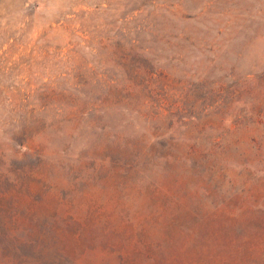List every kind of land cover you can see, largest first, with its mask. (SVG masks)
I'll use <instances>...</instances> for the list:
<instances>
[{
	"label": "rangeland",
	"instance_id": "rangeland-1",
	"mask_svg": "<svg viewBox=\"0 0 264 264\" xmlns=\"http://www.w3.org/2000/svg\"><path fill=\"white\" fill-rule=\"evenodd\" d=\"M263 77L264 0H0V204L8 207L6 217L28 201L45 222L71 214L79 220L80 246L68 233L53 238L71 254L86 248L90 264H118L108 245L120 246L122 233L132 231L141 235L134 240L160 244L175 264L188 257L204 264L207 253L194 251L201 239L195 226L210 227L192 221L190 233L177 227L189 208L203 215L219 198L237 208L247 238H264V216L247 212L264 204ZM245 82L250 93L213 109L211 89ZM244 116V128L223 135L219 125L233 130ZM225 137L243 141L248 153L243 160L230 150L222 160L235 183L222 194L186 156L168 165L157 156L166 155L167 142L196 144L188 159L203 166L206 143ZM251 139L259 158L249 150ZM149 145L156 151L148 152ZM147 154L153 158H138ZM134 155L143 176L124 179L109 169ZM256 159L257 168L248 165ZM35 174L47 185L29 182ZM146 178L175 201L166 206ZM157 208L164 209L160 225ZM171 210L178 214L173 229Z\"/></svg>",
	"mask_w": 264,
	"mask_h": 264
},
{
	"label": "trees",
	"instance_id": "trees-1",
	"mask_svg": "<svg viewBox=\"0 0 264 264\" xmlns=\"http://www.w3.org/2000/svg\"><path fill=\"white\" fill-rule=\"evenodd\" d=\"M262 79L264 80V77ZM242 85L241 87L233 89H225L223 87L211 89V96L213 99H216L217 102V105L213 109L215 111L223 108L226 109L228 106L238 102L244 95L250 93L247 82ZM225 90L228 91L226 92ZM253 117L254 115L252 114L250 118L253 119ZM242 118H237L233 130L225 129L220 125L219 129H222L223 135L224 132L227 135L231 132H236L240 130V128H244L242 127L244 126L242 122L245 121V116ZM251 125L255 126L256 123L251 121ZM227 137L213 139L206 143L205 148L202 150L203 152L200 153V158L204 160L203 162H206L203 166H198L194 161L188 159V157L194 154L193 152L196 148V144L189 145L178 142H167L164 144V150L167 152L166 155L162 156L161 153H157V156L158 159L164 160V164L166 165L170 164L172 160H176V158L186 156L184 160L192 162L194 170L209 183L210 188H212L214 192L222 194L224 192V185L232 186L235 184L234 180H232L224 169L222 160H227V154L230 150H234L239 158L243 160L248 153V150L242 146L244 144L242 143L243 141L237 138L230 141L226 139ZM249 144L251 145L249 150H254L255 153H258L257 158H259V153L261 151L260 147L256 146L254 139H251ZM178 146H183L185 148V153L179 154L177 151ZM145 149L150 153L153 151L155 152L156 146L149 145ZM141 156L142 157L138 158H143L144 160H151L153 158L149 156V154ZM248 163L249 162H247V164ZM254 163L256 164V168L257 165L259 166L260 164L256 159V162H251V164L248 165H254ZM100 169H105V165H100ZM109 169L118 171L117 173H112L124 179L129 178V174H133V178H136L143 176L145 172V170L141 168L140 163L137 164L135 162V155L134 161L124 163L116 161L113 162L112 167ZM122 172L124 175H121ZM245 172L249 173L248 170ZM146 179L147 186L151 189L150 192L157 196L158 199H162L163 202L167 200L164 203L166 206L172 199L175 201L174 198L165 195V191L162 190L157 182L150 178ZM28 180L38 186L43 187L47 185V180L42 174L30 175ZM241 185L244 187L247 185V182L243 181ZM28 193L32 194L33 191L28 190ZM202 196H204V198H209L210 192L205 190ZM218 200L219 201L216 202L214 206H211L212 208H205L203 215H198L195 207L189 208L184 212L183 216L185 218L177 227L179 232H192L193 226L189 224L190 221L195 222L198 226L205 224L210 227L208 230L203 231L195 226L201 239H197L198 247L194 251H205L207 253L206 256L201 255L203 259L201 262L204 264H264V238H261L262 235L254 234L253 236L255 237L253 239L247 238L245 236V227L240 223L234 212L237 208L231 206L230 203L225 202L222 198ZM175 205L176 203L173 204L172 208ZM261 206L262 208L260 209L257 208V205H252V208L247 212L249 214L259 213L264 216V204H261ZM37 208L38 206L36 204L28 201L20 205V207L15 206L17 212L13 216L6 217L5 214L8 213V207L4 204H0V216L2 218L0 222V264H90L86 259V248L82 249L81 254L78 249L71 254L65 250H60V248H58L57 239L53 238V234L61 238L64 234L68 233L72 242L80 246L81 236L80 232H78L79 220L74 218L71 214L64 212L61 214V217L58 216V214H53L45 222L39 218L40 216ZM160 210H162L161 213ZM163 210V208H157L156 210V213H159V216L156 217L154 222L156 225L162 224L160 215L162 213L164 214ZM168 218L170 219L169 227L172 229L175 228L178 214H175V212L171 210ZM124 223L128 227L132 226L130 220H126L123 224ZM72 227L77 228V230L70 232L69 229ZM2 230L7 233H2ZM18 230L21 231V234H17ZM217 231H220L221 234H215ZM122 235L124 239H122L120 246H116L115 244L108 245L112 255L111 258L114 257L116 263L175 264V258H172L167 252L162 253L164 250H158L161 249L160 244L149 243L143 239H132V237H140V232L135 233L132 231L130 232V236L127 232H124ZM125 241H127V245ZM125 247L131 250L127 252V254L124 252ZM58 250L60 251L58 252ZM195 258H197V256ZM185 264H193V262L188 257V261H186Z\"/></svg>",
	"mask_w": 264,
	"mask_h": 264
}]
</instances>
